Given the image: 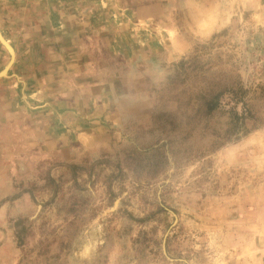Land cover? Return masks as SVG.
<instances>
[{"label": "rangeland", "instance_id": "obj_1", "mask_svg": "<svg viewBox=\"0 0 264 264\" xmlns=\"http://www.w3.org/2000/svg\"><path fill=\"white\" fill-rule=\"evenodd\" d=\"M85 1L91 132L41 143L54 79L31 96L13 79L37 51L0 76V264H264V0ZM48 6L0 0L1 34L41 42ZM115 11L143 31L132 51L108 46Z\"/></svg>", "mask_w": 264, "mask_h": 264}, {"label": "crops", "instance_id": "obj_2", "mask_svg": "<svg viewBox=\"0 0 264 264\" xmlns=\"http://www.w3.org/2000/svg\"><path fill=\"white\" fill-rule=\"evenodd\" d=\"M42 1L46 2V7H49V2L53 3L54 7L51 10L46 9L45 14H43V22L41 23V27H39V33L41 34L42 38L41 42L37 44L33 42L24 43L23 46L19 47L16 45L13 46L16 56L17 52H20L21 50L38 52L36 56L38 60L36 62H33L34 55L31 57L27 55L28 58L26 59L27 62L25 63L26 66L35 68V72H33V74L27 72L24 78H22L18 72L17 75H13V79H16L19 82L21 79H23L21 82L24 83V88L25 90H28L27 92L30 96L34 93H38L36 91H39V85H43V89L48 91L46 87L49 85H54L49 83L51 79H54L55 87L52 88L53 90L55 89V91H57V94H52V96L48 95L54 99V105L52 108L53 115L50 117L51 119H49L47 123V119H38L40 117L38 114L44 113L43 115H46V111L42 105L46 100L43 98H41V104L38 103L34 106L35 108L32 113L37 115L36 118L40 121V123L42 122L43 130L45 131L41 135L43 139V142L41 143L45 145L48 139L51 140V142L56 140L59 142L58 144H61L64 141V137L62 136L65 131H69L68 135H71V137L76 140L79 139L80 136H83L84 134L87 135L88 132H91V128H86L88 125L86 124V121L84 123L81 121L82 119H80V116H78L79 114L77 113H80V111H77L84 102L87 103L89 101L88 87H92L95 82L92 83L93 79H91V83H88V78H91L94 74L88 69L86 57L82 58L83 54L80 53L78 55L79 58H74V52L80 51V47L77 48L78 44L75 42L76 38H79V35L85 34L88 36L91 34L90 31L93 30V27L91 26L90 22L93 20V16L90 12L72 11L70 9L71 7L69 6L77 2V0ZM85 2L87 3L88 0ZM108 17L110 19H118V22L114 24L115 32L112 33L113 41H111V43L108 45L110 49H116L117 52H124L125 50L132 51L135 45H139L138 43L140 42L135 40V33H139L140 36L138 37L142 38L143 31L141 34V27H138L139 29L134 31V27L130 26L129 22L125 21V18L130 19L132 14H120L115 11L114 13H111L110 16L108 15ZM142 18L144 17L140 16L139 18L138 16L135 19L137 21H141ZM120 19H123L121 20L122 22H120ZM37 29L38 27L33 29L23 28V31L33 34L37 33ZM84 40L85 42L90 43L86 38ZM52 58L54 60H52ZM80 65H83V67H80ZM34 74L37 75L36 78L38 81H35L36 83L32 84L30 81L34 80ZM18 89L19 88H17V90ZM25 90L23 93L21 92L16 94L18 103H23L24 106L28 104L26 101L27 92ZM31 91L33 94H30ZM74 122H76V124H73Z\"/></svg>", "mask_w": 264, "mask_h": 264}, {"label": "water", "instance_id": "obj_3", "mask_svg": "<svg viewBox=\"0 0 264 264\" xmlns=\"http://www.w3.org/2000/svg\"><path fill=\"white\" fill-rule=\"evenodd\" d=\"M0 43L6 48V50L8 51L10 58L9 61L7 62V64L0 70V76H3L6 74L7 69L9 68V66L11 65V63L13 62V58H14V49L11 46V44L3 37V35L0 32Z\"/></svg>", "mask_w": 264, "mask_h": 264}]
</instances>
